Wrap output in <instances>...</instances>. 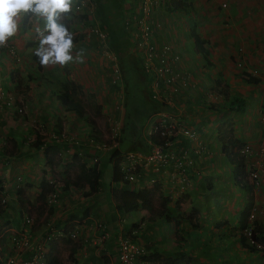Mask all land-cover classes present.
I'll return each mask as SVG.
<instances>
[{
  "label": "crops",
  "instance_id": "obj_1",
  "mask_svg": "<svg viewBox=\"0 0 264 264\" xmlns=\"http://www.w3.org/2000/svg\"><path fill=\"white\" fill-rule=\"evenodd\" d=\"M98 1L94 0L95 8L93 11L95 12L94 14L90 13L89 17L99 22L102 21L110 31L114 32L115 30L119 34L121 31L125 33L121 22H123L126 14H121V11L116 12L115 9L109 15H105L103 10L105 7H100ZM100 1L102 3L109 0ZM187 1L193 6L190 16L184 11L167 13L159 10L154 12V18L161 21L159 27H163L162 30L157 32L159 39L171 40L172 34L173 36L175 35L174 40L171 41L175 44L177 43L181 57L180 61L177 62V70L180 74L178 81H181L180 87H178L180 93L177 103H180V107H183L184 111L187 110L186 123L197 134L196 141L184 137L180 143V146H188V158L191 159V163L186 167V174L190 183L188 191L185 192L186 195L184 194L179 199L173 198L177 191L176 185L173 184L175 172L171 168L166 169L162 174L159 172L168 180V184L165 182L168 189L163 188L166 187L165 183L164 185L161 184L165 195L170 194V190L173 191V195H168L169 198L172 196L169 203L170 221L163 218L152 220L149 218V214L145 211L143 212V210H138L136 217L129 219L127 214L115 209L110 194L112 184L105 189L100 183L96 194L92 196L90 201H87L88 198L83 197L76 189L75 191L70 189L63 193H61L63 190L59 192L58 182L63 183L59 181L60 172L74 156H77V160H81L88 167L96 165L100 169L102 161L110 162L112 153L104 149L95 148L94 145H89L85 141L88 137L85 135L86 126L82 124L84 121L78 117L75 111H70L64 107L61 100L53 94V92L58 93L62 90L56 88L55 84L52 86L54 89L52 90L50 88L51 82H47V77H50L49 75L56 76L58 72H49L50 67L41 66L36 61L34 53L37 47L34 48L28 43L34 40L29 31L23 34V27H21L20 34L14 38L15 42H13V45L17 56L5 57L0 52V91L2 92L0 97V141L4 142L5 139L8 140L12 137L18 138L22 140L21 145H23L24 149L31 151L27 153H33V156L26 157L24 156L26 151L21 150V145L20 148L17 147L14 151L9 145L7 146L8 148L0 146V159L6 163L3 165L0 162V181L4 182L3 179H5L6 183L4 182V184L14 185L16 184V176L20 173L19 171H23V183L31 185V189L49 191L51 188L52 193L57 195L60 193L59 200H63L65 204H72L74 199L76 203L72 204L73 206L71 207H67L70 210L69 214H66V210H62V208L57 209L47 223H43L42 220L45 218L43 214L40 215V222L43 225L55 226H57L56 223L60 222L58 226L61 227L65 215H69V217L80 215V217H83L80 221L82 223L80 239L84 241H86V238L91 239L102 231L107 230L108 239L102 251L103 254L109 257V261L106 264H118L117 248L119 240L130 229L133 232V228H131L133 223L136 226L140 224L139 232L136 233L137 243L145 246L153 244L157 247L160 254L173 259L184 254L186 257L191 256L192 264H209V262L212 264H264L262 251L250 252L239 242L241 235H238V216L243 204L237 207V202L234 198H230L233 195L238 197L239 193L233 194L230 192L229 194L227 192L230 189V181L235 186L237 185L234 181V167L227 157H224L225 155L221 153V136H219V132L225 127V124L230 122L226 126L231 128L234 138L240 140L242 144H251L256 150L264 132V0ZM211 1L213 4L210 3ZM222 2L226 3L225 7H221L220 4ZM102 6L105 5L102 4ZM121 7L122 4L120 9ZM174 18L177 19L172 21L174 22V26H172L173 24L170 20ZM180 19L184 21L186 28L182 25ZM189 19L195 24L197 32L207 42L208 54L206 56L201 54L200 51H193V40L189 35V30L192 26L187 23ZM185 37L192 40V48L190 45L186 46L184 44ZM86 40L91 41L90 38ZM88 43L90 44V42ZM93 43L86 48L90 54L83 55L84 62L81 64L83 68L84 63L87 64L89 59H95L97 61H95L97 63L96 67H92V65L89 67L88 65V69L91 70V73L93 71V75L90 77V72H86L87 75H85V70H81L76 65V62H73L72 64L70 63V67L75 77L71 78L69 76L66 78L83 84L88 83V89H85V85L83 86L84 89L88 92L92 91L94 98L97 100L99 98L96 97L97 92L95 90L99 88L105 89L104 87L107 88V86L110 87L106 84V80L110 76H108V71L103 68V58L99 54L96 55L97 53L95 52L97 51ZM83 50L78 47L76 52L85 54V46H83ZM185 56H188V62L184 59ZM8 58L9 60H7ZM8 70L18 74L15 79L21 81V86L18 85V81L9 78L11 72L7 73ZM94 70L98 76L94 75ZM100 70L102 74L99 73ZM242 73L256 77L259 82L248 83L242 78ZM24 74H26L25 78ZM219 74L224 80V84L229 87L227 97L223 93L212 95L214 93L212 88L215 85V81L219 79ZM27 76H30L29 80ZM39 76L45 79H37ZM219 84L221 85L222 82L220 81ZM10 95L14 97L23 96L24 99L30 100V107L27 113L24 114L25 116L16 117L13 107L11 108L6 104L5 99ZM235 98L243 101V112L230 111L228 109L229 102ZM18 103L16 101V104ZM5 124L10 125V128L14 130L11 134L7 131ZM60 125L61 127L63 126V130L68 133L70 138L74 137L79 141L70 140L58 143L51 140V136L59 132L58 127ZM18 128L26 131L28 140L31 139L32 141L34 138L35 132L33 133L32 128H37L39 139H44L47 144L58 143L62 149V161L60 163H63L64 166L56 165V159H54L52 154L47 158L44 146L41 147L42 153L39 150L40 148L30 147L29 143L23 139L22 132H17ZM8 143L10 144V141ZM201 146L205 148L202 156L195 154ZM7 152H11V155H8ZM64 152L66 153L64 154ZM253 161L254 159L252 158L250 162ZM220 162L228 165L232 175L229 171L227 172L228 168L220 167ZM51 163H53V166ZM226 174H228L230 180L225 177ZM22 189L25 195L28 196V189L23 187ZM7 190H9L12 198L10 204H13L12 206L15 209L13 208L11 211L6 209V213L4 212L0 217V222L12 221L13 227L14 224L19 226L22 219H20L21 212L17 203L19 199L17 189L9 187ZM48 195L47 193L42 201L45 211L50 205L53 206V203L48 201ZM208 195H211V200H209ZM244 197L246 199V194H244ZM253 198L256 206L260 207L261 204H264V172L262 173V182L259 189L253 191ZM215 201L218 202L217 205H220V209L216 210L218 211L217 217L210 218L209 221L212 223L218 221L217 224H221L220 221L227 223L226 221L229 219L232 222L234 218L233 222L236 224V232L229 234L233 239H239V246L238 244L235 245L234 250H232V246H229V242L227 243L225 239L222 241L211 240L210 243L204 244L203 240L209 238L206 232V222L201 219L200 206L212 204ZM189 202H191V206L197 208L196 215L199 218L196 215L194 217L189 214V207L187 206ZM224 207H230V210H236V213L233 211L228 212ZM218 217L221 220H218ZM256 222L264 225V217H260ZM218 228L221 229V227ZM220 231L227 234L223 229ZM213 233L212 236L216 237L215 233L218 234V230L215 229ZM223 237L221 235V238ZM170 239L173 240V244L171 242L168 243ZM163 242H166L167 245ZM5 246L0 244V255L4 253ZM204 246L209 251H202ZM99 251L101 249H90L87 252L85 249H79L75 256L77 259L83 258L81 264H88V261L93 262L95 254L99 253ZM253 254L255 256H252Z\"/></svg>",
  "mask_w": 264,
  "mask_h": 264
},
{
  "label": "built area",
  "instance_id": "obj_2",
  "mask_svg": "<svg viewBox=\"0 0 264 264\" xmlns=\"http://www.w3.org/2000/svg\"><path fill=\"white\" fill-rule=\"evenodd\" d=\"M141 1V7L132 16L133 26L136 28L133 33V51L140 61L142 71L149 77V89L153 92L152 97L158 99L159 111L157 112V119L150 129L144 132L145 141L148 144L147 150L145 152L128 150L121 152L117 156L122 180L115 184L116 186L130 185L134 186L135 189L143 188L150 183H159L161 185L165 180V177L161 175L162 172L171 168L175 172L174 183L178 184L181 191L183 184L189 182L186 167L191 163V159L188 158V146H180V143L184 137L190 138L192 141L197 140L196 131L186 123L187 110L184 111L183 107H180V103H177L180 93L178 87L181 84V81H178L180 74L177 70V62L180 61L181 57L175 43L167 39L160 40L156 35L160 22L153 17V14L154 10L160 5L159 0ZM220 5L225 7L226 3L222 2ZM73 7L77 12L94 13L95 4L92 0H74ZM90 21V23L86 24L87 35L95 36L100 43V52L102 51V54H100L104 58V69L110 71L111 76L110 74L109 76L112 84L116 86V90L109 95L104 94L103 90H98L96 93V97L99 98L97 103L103 109L109 127L102 130V141L100 143L96 142L92 137L85 139V141L89 145H94L95 148L109 151L119 147L124 104L123 85L118 84V80L121 78V71L118 56L114 55L112 51L109 55L107 50L109 48L108 30L96 19L90 18ZM3 49L7 50L11 57L17 56L14 45L10 44V42L8 47ZM1 95L2 92L0 91V97ZM106 96L108 97L105 98ZM5 101L19 115L26 114L30 107V100L24 99L23 96L14 97L10 95ZM16 101L19 103L16 104ZM61 128V130H58L59 132L51 136V140L58 143L70 140L79 141L74 137L70 138L68 133L63 130V126ZM154 136L159 137L158 142L153 141ZM46 144L41 147H45ZM204 149V146L199 147L195 154L202 156ZM240 153L249 161L246 167L249 171V179L253 185V191H256L261 185L262 173L264 172V132L258 149L255 150L251 144L246 143L242 145ZM252 158L254 161L250 162ZM15 181L19 187L22 182V176H16ZM59 187H61V184L58 182ZM14 188L17 189V187ZM56 198V193H50L48 201L55 202ZM11 200L7 185L0 181L1 203L8 204ZM262 216L264 217V204H261L260 207L254 204L248 213L249 226L242 230V233L248 246L264 252L263 244L252 237L253 223ZM32 225L33 216L25 214L16 233L10 236L11 245L9 247L6 246L4 253L0 255V264H46L45 255L48 244L61 236L73 238L77 234L76 231H71L68 235L60 232L56 233L52 232L49 227L40 234H34L31 231ZM105 238L106 234H102L93 243L100 244ZM117 254L120 264H146L141 260V256L144 254V247L130 239L121 238L119 240Z\"/></svg>",
  "mask_w": 264,
  "mask_h": 264
},
{
  "label": "trees",
  "instance_id": "obj_3",
  "mask_svg": "<svg viewBox=\"0 0 264 264\" xmlns=\"http://www.w3.org/2000/svg\"><path fill=\"white\" fill-rule=\"evenodd\" d=\"M100 7H105L103 10L105 11V15H109L112 11L120 12V5L122 4V0H109V5L102 6L103 3L98 1ZM134 2H139V0H134ZM160 5L164 8L167 12L173 11H184L185 13H190L193 10V6L187 0H159ZM80 13L75 17L68 18V14L64 16L62 23H65L69 30H72L73 26H81L82 21L83 23L88 21V13L87 12H77ZM29 19H35V17H25L24 23L29 21ZM124 21H131L128 19L127 15H125L124 20L122 23V27L124 31H121L120 34L114 30H111V35L109 36L108 46L112 52H114L118 58H120L119 64L122 70V81L121 84L123 85V90L129 89V86L133 87L135 90H139L137 88L136 77L141 79V82L146 84L145 90H147V86L149 84V77L140 69V63L133 51L130 48V43L128 42V36L126 35V25L128 23ZM76 30V27L74 28ZM73 31V30H72ZM74 35V42H80L84 40L85 35L83 33L73 31ZM190 38L193 40V46L196 52H201L204 56L208 54L207 49L208 45L202 35L197 32L195 24L189 30ZM94 40H91V42ZM94 42H97L96 40ZM30 45L36 44L34 41L28 42ZM89 44V43H88ZM95 49L100 47V43H93ZM93 47V48H94ZM1 49V48H0ZM3 49V48H2ZM36 61L39 62V58L34 56ZM124 59L126 61L129 60L131 63L130 65L124 66ZM207 61V60H206ZM128 63V62H127ZM128 67V68H127ZM132 67V69H131ZM133 71L132 74H129V71ZM15 73H10L9 78L16 80ZM242 78L246 80L248 83H258L259 80L252 75L242 73ZM218 80L215 81V85L212 88L216 94H224L226 97L228 96L229 87L224 84V80L222 79L221 75H218ZM27 79H30V76H27ZM33 79V78H31ZM37 79L42 80L45 79L42 76H39ZM131 80V82H130ZM222 84L220 85V81ZM18 81V85L21 84L20 80ZM48 82V79H47ZM137 88V89H136ZM52 90H54L52 88ZM58 93L53 92V94L58 97L61 102L63 103L64 107L69 110L75 111L78 116H80L83 121L88 125L90 132L87 130L88 135L92 137H97L96 133L102 134L103 129H108V120L106 119V115L101 112L99 105L94 98L93 93L86 91L80 82L75 80H67L66 88L59 89ZM243 101L241 99H233L228 104V109L230 111H237L243 112ZM12 116V115H10ZM21 115L16 114V117H20ZM25 116V115H24ZM125 124V123H124ZM230 122L225 124V127L219 132V136H221V153L224 154L230 161L234 164V181L237 186H239L246 194V199L243 203L242 208L239 211L238 216V223L239 229L244 230L249 226L248 223V213L252 209L254 205V198H253V185L249 179V171L246 165L245 157L240 153V149L242 147V143L240 140L234 138V134L229 126ZM8 126V132H13L14 130ZM60 130L61 125L58 127ZM125 128H123L124 130ZM34 133V132H33ZM95 133V134H94ZM96 135V136H95ZM10 144L12 148L16 150L17 147H21L22 140L18 138H9ZM153 141L158 142L159 137L154 136ZM28 145L33 148H41L42 145H45L46 141L44 139H39L38 133L35 131L34 138L28 141ZM135 149V148H134ZM138 150V149H135ZM12 152V151H11ZM11 152H7L8 155H11ZM45 155L48 156L52 154L54 159H56V165L60 164L62 161L61 153L62 149L61 146L57 143H49L45 146ZM13 153V152H12ZM119 152L116 150L111 155L110 162L112 163V176H111V184L121 181V174L119 171V160L114 159ZM77 156L66 164L65 168L60 172V181L63 182L64 188L68 189L70 187L80 190L84 197H90L95 194L99 188L102 179V171L99 169L98 166L94 165L92 167H88L84 162L81 160H77ZM53 163H51L52 165ZM53 166V165H52ZM45 194V193H44ZM111 198L115 209L117 211H121L122 213H130V212H137L138 210H144L149 214V218L153 219H166L170 221V198L164 195L161 185L159 183H150L145 185L143 188L139 190H129L124 187H117L111 186L110 189ZM18 202L20 205V212L21 215L23 213H28L31 216V209L34 206V202H32L28 196L25 195L23 189L18 190ZM189 207V214L194 216L197 213V208L191 206V202L187 205ZM38 209V208H37ZM5 211V204H2L0 201V215L3 214ZM54 210L52 208L49 209H39L38 214L44 216L43 223H47L49 218L53 215ZM88 212V210H87ZM191 212V213H190ZM197 218L198 215H196ZM136 226L134 223L133 226ZM73 230V227H69L65 230ZM3 231V228H0V235ZM34 233V232H33ZM252 237L257 241L261 242L264 246V225L259 224L258 222L253 223V230H252ZM132 238H135L134 236ZM245 236H240L241 245L250 250V252L258 251L254 247L248 246L245 242ZM64 243L65 252L67 253V258H69V262H75V254L78 250L82 247L83 241L78 240L76 242L71 241L70 239L63 238L57 239L53 241L48 248L46 253V264H63L61 260L62 252L60 251L61 244ZM146 251L148 254L144 256L146 260H148V264H192L191 263V256L189 255L186 257L184 254L180 255L177 258H170L160 254L157 247L153 244H148L145 246ZM264 254V252H263ZM106 264V263H105ZM120 264V263H118Z\"/></svg>",
  "mask_w": 264,
  "mask_h": 264
},
{
  "label": "rangeland",
  "instance_id": "obj_4",
  "mask_svg": "<svg viewBox=\"0 0 264 264\" xmlns=\"http://www.w3.org/2000/svg\"><path fill=\"white\" fill-rule=\"evenodd\" d=\"M123 2H124V5H123ZM141 0H139V2H134L133 0H122V7H121V9H120V11H121V14H126L127 15V17H128V19L131 21V23H129V26L131 27V30H129V29H127L126 30V35L128 36V42L127 43H130V45H131V43L132 42H134V36H133V33L136 31V28L133 26V19H132V16H133V14L141 7ZM103 3V5H106V4H110L109 3V1H107V2H102ZM211 4H213L212 3V1L210 2ZM164 9V8H163ZM159 10H161V5H159L154 11H159ZM95 12V11H94ZM175 11H173V13H174ZM170 13H172V12H170ZM192 13V11L189 13V16H190V14ZM78 14H80V13H77V10L73 7L72 8V11H71V13H69L68 14V18H72V17H75L76 15H78ZM91 14H94L93 12L91 13ZM64 18V17H63ZM63 18H62V20H63ZM88 19L90 20V18L88 17ZM175 19H177V18H174V19H172V20H170L171 22L172 21H174ZM181 20V19H180ZM91 21H88V22H84L83 23V25H81V26H73L72 27V30L73 31H75V32H79V33H85V35H86V37H85V39L83 40V41H80V42H74L75 43V45H76V51L78 50V47H79V49L80 50H83V46H85V54H83V55H88V54H90L89 52H88V50L86 49V48H88L90 45H91V43H93L95 40H96V38H95V36H93V35H87V31H86V24L87 23H90ZM36 23H37V21H36V18L33 20V19H31V21H30V19H29V21H27L26 23H24V20H23V22H22V24H21V27H23V34L26 32V31H29L30 33H31V36H33L34 37V40L36 41V40H38L37 39V37H36V35H35V32H34V27H35V25H36ZM181 23H182V25H184L185 26V23H184V21L183 20H181ZM187 23H190V26H192L193 25V23H192V21L189 19V22L187 21ZM28 24V25H27ZM172 26H174V22H172ZM26 25H27V29L25 28L26 27ZM76 27V30H74V28ZM185 28H186V26H185ZM71 30V32L73 33V31ZM197 30V29H196ZM184 31V30H183ZM83 33V34H84ZM18 34H20V33H18ZM17 34V35H18ZM111 35V32L109 31L108 32V35H107V39L109 40V36ZM15 37H13L9 42H10V44H12L13 42H15V39H14ZM88 38H90V40H94V41H89V40H86V39H88ZM33 40V41H34ZM171 40H174V37L172 36V39ZM88 42H90V44H88ZM184 44L186 45V46H189L190 45V47L192 48V40L191 39H188V38H184ZM34 48H36V47H38V42L36 43V45L35 46H33ZM21 48V47H20ZM15 49V48H14ZM133 46L131 47V50L133 51ZM16 50V49H15ZM108 51H109V55L111 54V49H107ZM17 51H18V49H17ZM84 51V50H83ZM97 51L98 52H95V53H97L96 55H100L101 56V54H102V51L100 52V48H98L97 49ZM0 52H2V56H5V57H11L10 55V53L7 51V50H5V49H0ZM94 53V52H93ZM101 53V54H100ZM192 53H193V51H192ZM133 54H134V51H133ZM114 55H115V53H114ZM92 56V55H91ZM102 58H103V56H101ZM104 59V58H103ZM183 59V58H182ZM184 59L188 62V60H189V58H188V56L186 57H184ZM7 60H9V58L7 59ZM11 61H12V59H11ZM89 62H87V64L86 63H84V66H83V68H82V66H81V62H76V65L79 67V68H81V70H85V75H87V73L86 72H90V77L93 75V71H92V73H91V70H89L88 69V65H89V67H91V65H92V67L94 66V67H96V65H97V63H95V59H93L92 58V60L91 59H89L88 60ZM126 60L124 59V62H125ZM84 62V61H83ZM97 62V61H96ZM128 62V63H127ZM72 64V63H71ZM71 64H69V65H67V66H64V67H61V66H59V65H55V66H47V68H49V72H54V71H56V72H58V74L56 75V76H51V75H49L50 77H47V79L49 80L48 82H51L50 83V88H53L52 86H54V84H55V87L56 88H60V89H64V88H66V85H67V80H69L68 78H66V77H69V76H71V78L72 77H75L74 76V74H72V69H71ZM130 65L131 63L129 62V60L128 61H126L125 63H124V66L125 65ZM120 65V64H119ZM101 68V67H100ZM103 68H104V66H103ZM128 68V67H127ZM32 69V68H31ZM94 69V68H93ZM121 69V68H120ZM131 69H132V67H131ZM97 70H99V69H97ZM8 72H11V71H7V73ZM105 72H107V71H105ZM108 72H109V74H110V71L108 70ZM132 72L133 71H129V74L131 75L132 74ZM100 74H102V71L100 70ZM94 75L95 76H98L97 74H95V70H94ZM18 77V74H15V77ZM24 76V78L26 77V74H24L23 75ZM60 76V77H59ZM62 76H63V81H62ZM109 76V75H108ZM110 76H111V74H110ZM66 78V79H65ZM136 84H137V88L139 89V90H135L133 87H131V86H129V89H131V90H126V96H125V90H123V92H124V112H125V114H124V119H123V125L121 126L122 127V129H121V132H120V135H119V138H120V150L121 151H127L128 149H131V147L132 148H135V149H138V151H143V152H145L146 151V149H147V146H146V141H145V135L143 134V132L144 131H146V130H149L150 129V127H151V125L154 123V121L157 119V112L159 111L158 109H159V102H158V99H156V98H153L152 97V95H153V92L151 91V90H145V86H146V84H144V82H141L140 80L141 79H139L138 77H136ZM130 82H131V80H130ZM81 83V82H80ZM57 84V85H56ZM96 84H97V82H96ZM106 84L107 85H109L110 87H108L107 86V88L106 87H104L105 89H103V88H99L98 90H103L104 91V94H111L112 93V91H114V90H116V86L115 85H113L112 84V82H111V78L110 77H108L107 78V80H106ZM22 84H20L19 86H21ZM81 85L82 86H84L85 85V89H88V83H81ZM249 85V84H248ZM18 86V87H19ZM95 87V86H94ZM251 87V86H250ZM136 88V89H137ZM161 88V87H160ZM95 89V88H94ZM98 90H95V92H98ZM185 109H186V107H185ZM125 123V124H124ZM83 124V126H85L84 125V123H82ZM8 126H7V130H8ZM123 128H125L124 130H123ZM32 131L33 132H37V133H39V131H38V129L37 128H32ZM17 132H22V136H23V139L28 143V139H27V133H26V131H24L23 129H19L18 128V131ZM11 134V133H10ZM85 135H87L86 134V132H85ZM25 136V137H24ZM1 143H0V146L1 147H7L8 145L10 146V148H12V145L11 144H9L8 143V140L7 139H5L4 140V142L1 140L0 141ZM22 147H21V150H24V151H26L25 152V154L26 155H24V156H26V157H28V156H33V153L32 154H28L27 152H31L29 149H27V150H25L24 149V147H23V145H21ZM8 148V147H7ZM13 149V151H14V148H12ZM40 150V152L42 153V148H40L39 149ZM66 152H64V154H65ZM224 157H226V156H224ZM228 159V161L231 163V165L234 167V164L230 161V159L229 158H227ZM0 162L4 165V164H6L5 162H3V161H1V159H0ZM246 164H249L248 163V161L246 160ZM61 167H63L64 166V164L63 163H61V164H59ZM219 165H220V167L221 168H228L229 169V167H228V165L226 164V163H224V162H220L219 163ZM58 169V168H57ZM100 169H101V171H102V179H101V184H102V187L103 188H105V189H107L108 187H109V185L111 184V176H112V163L111 162H107V161H102L101 163H100ZM230 172V174L232 175V171H231V169H229V170H227V172ZM20 173L18 174V175H24V172L22 171H19ZM1 177V176H0ZM226 178H228L229 180H230V178L228 177V174H226V176H225ZM188 179H189V177H188ZM4 180V182L6 183V180L5 179H3ZM3 182V183H4ZM167 183L168 184V180L166 179V177H165V180L163 181V185H164V183ZM166 183H165V185H166ZM23 183V180H22V182L19 184V187L17 186V184H14V185H11V186H9V184H7V188L9 189V187H11V188H13V187H17V188H26V189H28V197H29V199H31L33 202H34V206H33V208L31 209V214L34 216V224H33V226L31 227V231H33L34 232V234H39V233H41V231H43L45 228H46V226L47 225H43L41 222H40V215L38 214V212H39V209H42L43 208V206H42V201H43V199H44V195H43V193H44V190L42 189V191H41V189H39V191H37L36 189H31L30 188V186L31 185H28V184H24ZM171 184V183H170ZM173 184H175L176 185V191H177V193H175L174 195L172 194V190H170V194L171 195H173L174 197L173 198H181L184 194H185V192H187L188 191V187L190 186V183L188 182L187 184H183V189L180 191V189H179V186H178V184L177 183H173ZM162 185V186H163ZM180 185V184H179ZM177 186H178V189H177ZM164 189H168V186L166 185V187H163ZM172 188V187H171ZM31 189V190H30ZM161 189H162V187H161ZM229 191H227L229 194H230V192H232L233 194H236V192L237 193H239V196L236 198L234 195L231 197L230 196V198L232 199V198H234V200L237 202L236 203V205H237V207L239 206V205H242L243 204V202H244V199H245V197H244V191L240 188V187H237V186H235L231 181H230V189H228ZM75 191V190H74ZM163 191V190H162ZM8 192H9V190H8ZM224 192H226V191H224ZM164 193V192H163ZM210 193H212V192H210ZM96 194V193H95ZM170 194H168L169 196H170ZM94 195V194H93ZM92 195V196H93ZM164 195H165V193H164ZM186 195V194H185ZM92 196H90V197H88V199H87V201H90V200H92ZM227 196H228V194H227ZM171 198H172V196H171ZM208 198H209V200H211V195H208ZM215 199V198H214ZM241 201V202H240ZM239 202H240V204H239ZM38 203V204H37ZM62 203V205H61V208H62V210H66L65 212H66V214H69L68 212H70V210L67 208V207H71V206H73L72 204H75L76 202L74 201V199H73V202H72V204H65L64 202H63V200H59V203H58V209H60V204ZM218 204V202H212V204H208V205H206V204H204V205H202V206H200V210H201V216H202V220H204L205 222H206V224H205V226H206V232H207V236H208V238L209 239H207V240H203L204 241V244H207V243H210L211 242V240H214V241H216V240H219V241H222V240H224L225 239V241L228 243L229 242V246H232V250H234V246L235 245H237L238 244V246H239V239H233L231 236H229V234H233V233H235L236 232V224H235V222H233V220H234V218H233V220H232V222L228 219V221H226L227 223H225L224 221H220L221 222V224H217V222L216 223H212L211 221H209L210 220V218L212 219V218H216L217 217V215H218V211H216V210H218V209H220V205H217ZM13 204H9L8 205V210L7 211H11L13 208H14V206H12ZM38 208V209H37ZM15 209V208H14ZM224 209L226 210V211H228V212H231V211H233V209L232 210H230V207H224ZM62 210H60V212H62ZM238 211V210H237ZM144 212V211H143ZM146 212V211H145ZM233 212H235L236 213V210H234ZM6 213V212H5ZM234 213V214H235ZM127 216L129 217V219H132V218H134V217H136V212H130V213H127ZM219 218V217H218ZM218 220H221L220 218L218 219ZM12 222V221H11ZM11 222H9V221H2L0 224V226H3L4 228H5V231H7V233L5 234V232H4V235H3V237L1 238V240H0V243L1 244H3V245H6V246H10L11 245V240H10V238H9V236H10V234H11V232H13V230H15V229H17L18 228V225L17 224H14V227H13V225L11 224ZM75 221L73 220V218L72 217H69V215H65V217H64V221H63V225L61 226V227H59L58 226V224L60 223H56L57 224V226H55V225H52L51 227H50V230H52V231H54V232H60V233H65V230L67 229V228H69V227H71L72 225L71 224H73ZM16 223V222H15ZM53 223V222H52ZM218 227H221V229H223L227 234H224V233H222L220 230L221 229H219ZM215 229H217L218 230V234H216L215 233V235H216V237H213L212 236V234H214L213 233V231L215 230ZM9 230V231H8ZM69 230V229H68ZM16 231V230H15ZM230 232V233H229ZM221 235H223L224 237L223 238H221ZM238 235L240 236V235H243V233H242V231L239 229V231H238ZM73 238H75V239H77V235H76V237H73ZM72 238V239H73ZM229 240V241H228ZM239 241V242H238ZM169 242H171V244H173L172 242H173V240L172 239H170L169 241H168V243ZM164 244H166L167 245V243L166 242H163ZM84 245V244H83ZM65 245H64V243H62L61 244V246H60V251L62 252V255H61V260H62V263L63 264H71L70 262H69V258H67V253L65 252ZM85 249V251L87 252L88 250H90V249H92V250H94L95 249V247H93V246H88V247H86V248H84ZM83 249V250H84ZM199 250H201V249H199ZM203 250H205V251H209V249L207 248V247H203V249H202V251ZM101 254H103V253H96L95 254V258L93 259V262H91V261H88V264H105L106 262H108L109 261V257L108 256H106L105 254L104 255H101ZM89 255V254H88ZM252 256H255L254 254L252 255ZM77 258V257H76ZM83 260V258L81 257V258H79V259H76L75 260V262H73L72 261V264H78L79 262H80V264H81V261ZM209 264H212L211 262H209Z\"/></svg>",
  "mask_w": 264,
  "mask_h": 264
},
{
  "label": "clouds",
  "instance_id": "obj_5",
  "mask_svg": "<svg viewBox=\"0 0 264 264\" xmlns=\"http://www.w3.org/2000/svg\"><path fill=\"white\" fill-rule=\"evenodd\" d=\"M92 1L94 2V0H92ZM73 4H74V0H0V48L8 47L9 41L19 33L20 28H21V24H22V22H23L25 17H30V18L35 17L37 23H36V25L34 27V32H35V35H36V37L38 39V47L35 49L34 55L39 58V63H40L41 66L47 67V66H50V65L51 66L59 65L61 67H64V66H67V65H69L70 63H73V62H81L82 63L83 62V53L82 52H76V50H75L76 49V45L74 43V35H73V33L69 30L68 26L65 23L61 22L62 18L65 15L71 13L72 8H73ZM161 11L167 12L165 9L162 8V6H161ZM89 16H90V13H88V17ZM153 17H155L154 14H153ZM30 21H31V19H30ZM88 21H90V20H88ZM159 22H161V21H159ZM99 23L101 25L105 26L102 23V21H100ZM126 23H128V25H126V30L127 29L131 30V27L129 26V21H127ZM82 25H83V21H82ZM160 25H161V23H160ZM105 28H106V26H105ZM162 28L163 27H158L157 32L159 30H162ZM107 30H108V32L110 31L109 29H107ZM84 35H85V33H84ZM156 35H157V33H156ZM172 36H173V34H172ZM85 37H86V35H85ZM85 37H84V39H85ZM157 37H159V36L157 35ZM163 40H165V39H163ZM167 40H170V39H167ZM96 41H97V39H96ZM34 42H36V41L34 40ZM35 45L36 44L31 45V46H35ZM132 46H133V42L131 43L130 48ZM176 46L178 47L177 43H176ZM97 49H95V50L97 51ZM178 52H179V50H178ZM119 61H120V58H119ZM139 63H140V61H139ZM119 67H120V65H119ZM140 69H141V66H140ZM120 71H121V78L118 80V84L122 85L121 84V81H122V70L120 69ZM147 90H150L149 89V84L147 86ZM89 92L93 93L92 91H89ZM93 95H94V93H93ZM212 95L214 96V95H216V93L214 92V93H212ZM96 102H97V100H96ZM99 107H100L101 112L104 113V111H103V109L101 108L100 105H99ZM70 111H73V110H70ZM122 112L123 113H122L121 126L123 125V119H124V114H125L124 108H123ZM78 117L80 119H82L80 116H78ZM83 123L86 126V131L85 132L87 134V137L88 138L92 137V136L88 135L87 130L90 132V129H89L88 125L85 122H83ZM121 129H122V127H121ZM121 129H120V132H121ZM144 132H143V134H144ZM96 135H97L98 138H96V137H92V138L96 142L100 143V141H102V138H101L102 134L96 133ZM147 145L148 144L146 142V146ZM116 150L119 152V154L121 152H126V151H121L120 150V138H119V147L117 149H113V150H109V151L113 154V152L116 151ZM128 150H135V149L131 147V149H128ZM135 151H138V150H135ZM117 156H115L114 159H117ZM114 185L116 186L115 183H112V186H114ZM117 187H124V188L129 189V190H139V189H141V188L135 189L134 186H130V185L129 186H126V185L125 186H117ZM19 189H22V188H17V190H16L17 191V195H18V190ZM70 189L71 190H75L72 187H70L68 189H65L64 185L62 183L61 187L58 188V191L61 192V190H63L61 192V193H63V192H65L67 190H70ZM78 191L81 193L80 190H78ZM44 193H43V195H44V198H45V195L47 193L48 194L52 193L51 188H50L49 191H44ZM59 194L57 195V198H56L55 202L54 201H50V202L53 203V206L50 205L49 208H52L54 210V212L58 209V203H59V199H60V197H59L60 195ZM166 196H168V195H166ZM18 198H19V196H18ZM86 198H88V197H86ZM170 199H171V197H170ZM17 203H18V207H19V210H20V205H19L18 200H17ZM9 204L10 203L5 204V211H6V209H8V205ZM61 205H62V203L60 204V209H61ZM49 208H46V209H49ZM4 212H3V214H4ZM119 212H121V211H119ZM3 214H1L0 217ZM25 214H28V213H26V212L23 213L21 215L20 219H22V217ZM124 214H127V213H124ZM31 216H33V215L31 214ZM72 218L75 221L73 224H71L72 227H73V230H67L64 234L68 235L69 232L76 231L77 232V234H76L77 235V239H75V238L72 239L69 236H66V237L65 236H61L59 238L60 239L67 238V239H70L73 242L81 240V241H83V244H84L80 248L81 250H83L84 248H86L88 246H93V247H95V250H100L101 249V251H99V253H102V251H103V249L105 247L104 244H105L106 240L108 239V231L104 230L100 234H98L96 237H92L91 239L86 238V241H84L83 239H80V235H81L80 232H81V225H82V223L80 221L83 219V217H80V215H78L77 217L76 216H72ZM33 224H34V216H33ZM133 224L131 225V228H133V232H131V229H130L129 231L126 232L125 236L124 235L122 236V238H127V239H130V240L134 241L135 243H137V238H136L137 235H136V233L139 232V225L140 224L138 226H133ZM51 226L52 225H47L46 228H48V227L50 228ZM1 227L3 228V231H2V233L0 235V240L3 237V235H4V232H5V234L7 233V231H5V228L3 226H0V228ZM88 229L91 230L89 227H88ZM15 230H17V229H15ZM15 230H13V232H11L10 236L16 233ZM52 232H54V231H52ZM57 233H59V232H57ZM102 234H106V238L100 244L93 243ZM10 236H9V238H10ZM133 236L135 238H132ZM50 244H48L47 247H46V253L48 251V248H49ZM137 244H139V245L144 247V254L141 256V260L143 262H145L146 264H148V260H146L144 258V256L146 254H148L147 251H146L145 245L140 244V243H137ZM117 250H118V248H117ZM75 258H76V256H75ZM117 260H118V254H117ZM118 263H119V260H118ZM71 264H72V262H71Z\"/></svg>",
  "mask_w": 264,
  "mask_h": 264
}]
</instances>
